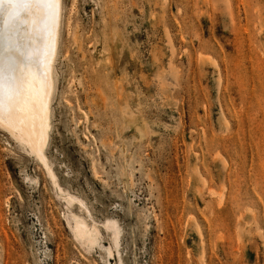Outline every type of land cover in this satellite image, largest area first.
<instances>
[{
    "label": "rangeland",
    "instance_id": "obj_1",
    "mask_svg": "<svg viewBox=\"0 0 264 264\" xmlns=\"http://www.w3.org/2000/svg\"><path fill=\"white\" fill-rule=\"evenodd\" d=\"M61 1L58 186L0 129V264H264V0Z\"/></svg>",
    "mask_w": 264,
    "mask_h": 264
},
{
    "label": "bare ground",
    "instance_id": "obj_2",
    "mask_svg": "<svg viewBox=\"0 0 264 264\" xmlns=\"http://www.w3.org/2000/svg\"><path fill=\"white\" fill-rule=\"evenodd\" d=\"M61 19V0H55L54 16L43 2L0 0V34L5 37L0 40V56H3L0 60V129L43 163L54 185L58 184L57 177L49 165L46 147L51 130ZM15 46H19L24 55L6 51ZM9 56L15 61L11 69ZM65 197L71 206L73 198ZM70 218L74 224L70 219L67 224L78 240L91 247L98 244L99 232L95 227L90 228L76 215L71 214ZM113 228L112 241L118 247L121 233L118 227ZM106 252L112 256L110 247Z\"/></svg>",
    "mask_w": 264,
    "mask_h": 264
},
{
    "label": "snow or ice",
    "instance_id": "obj_3",
    "mask_svg": "<svg viewBox=\"0 0 264 264\" xmlns=\"http://www.w3.org/2000/svg\"><path fill=\"white\" fill-rule=\"evenodd\" d=\"M34 3H45L46 6H48L51 9V15H55V0H33ZM5 39L3 34H0V40ZM6 51L11 52L14 51L16 53H19L20 55H24L23 51L19 46H15L14 48H8ZM3 59V56H0V60ZM9 61H11L8 65V67L11 69L13 67V64L15 63L14 58L9 56Z\"/></svg>",
    "mask_w": 264,
    "mask_h": 264
}]
</instances>
